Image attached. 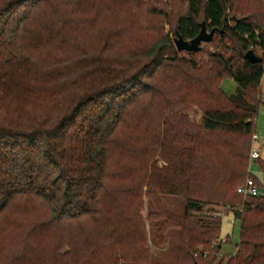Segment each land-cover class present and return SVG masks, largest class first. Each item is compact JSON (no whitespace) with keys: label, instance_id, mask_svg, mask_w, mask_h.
Masks as SVG:
<instances>
[{"label":"trees","instance_id":"16d2710c","mask_svg":"<svg viewBox=\"0 0 264 264\" xmlns=\"http://www.w3.org/2000/svg\"><path fill=\"white\" fill-rule=\"evenodd\" d=\"M203 23L211 42L178 52ZM263 76L264 0H0V264H152L147 221L160 247L179 231L174 264H264V196L237 193L264 189ZM222 208L241 223L229 257Z\"/></svg>","mask_w":264,"mask_h":264},{"label":"rangeland","instance_id":"374dc122","mask_svg":"<svg viewBox=\"0 0 264 264\" xmlns=\"http://www.w3.org/2000/svg\"><path fill=\"white\" fill-rule=\"evenodd\" d=\"M169 1L172 0H164V3L168 4ZM149 3H145L147 5ZM153 4V3H151ZM150 5V4H149ZM154 5L157 8H163L169 13L170 18H173L174 10L170 8L164 7L162 4L155 3ZM119 18V17H118ZM149 20L150 17L148 16ZM154 19V17H153ZM154 20H161L155 18ZM164 28L166 31H169L170 27L167 24V21L164 22ZM206 48V45H204ZM255 54L259 57H262V54L259 50L255 51ZM221 88L227 96H232L237 89L236 82L231 78H225L221 82ZM261 93L263 104L260 106L258 111V117L256 120V133L264 140V76L261 82ZM189 118L193 124H200L202 121V113L194 109L188 113ZM263 149L262 159L264 160V143L261 146ZM249 162V161H248ZM249 173L253 176L263 175V169L257 165L255 162L249 163ZM249 177V176H247ZM161 201L165 207V209L174 214V215H182L184 213V201L182 197L179 196H169V195H160ZM223 213V223H222V232L221 236L223 239V244L220 252V257H229L236 252V247L239 243L240 238V228L241 223L240 220H237L233 217L231 213L227 214V209H221ZM144 216L146 217L149 213L155 212V206L145 198L144 204ZM226 212V213H225ZM161 222H146L147 235H148V245L152 255V264H174L177 255L178 243H179V231L178 230H170L166 235L165 245L160 247L156 240V233L160 228Z\"/></svg>","mask_w":264,"mask_h":264},{"label":"water","instance_id":"95a60500","mask_svg":"<svg viewBox=\"0 0 264 264\" xmlns=\"http://www.w3.org/2000/svg\"><path fill=\"white\" fill-rule=\"evenodd\" d=\"M213 39V32L208 33L205 24H202L199 35L190 41H185L179 37L174 41L175 47L178 52H197L201 43H209ZM245 59L251 64H257L262 61L252 50L245 54Z\"/></svg>","mask_w":264,"mask_h":264},{"label":"built area","instance_id":"2783aa9c","mask_svg":"<svg viewBox=\"0 0 264 264\" xmlns=\"http://www.w3.org/2000/svg\"><path fill=\"white\" fill-rule=\"evenodd\" d=\"M262 150L260 147V137L255 133L252 137L249 163L261 158ZM237 193L244 197L264 196V189H261L253 177H247L244 184L237 189Z\"/></svg>","mask_w":264,"mask_h":264},{"label":"crops","instance_id":"0c3cea01","mask_svg":"<svg viewBox=\"0 0 264 264\" xmlns=\"http://www.w3.org/2000/svg\"><path fill=\"white\" fill-rule=\"evenodd\" d=\"M257 134V133H256ZM258 135V134H257ZM259 136V135H258ZM260 137V136H259ZM263 143H264V140L263 139H261V137H260V147L263 145ZM261 150H262V154H263V149H262V147H261ZM262 154H261V158H260V160H259V162H261V163H263V165H264V160L262 159ZM255 163L258 165L259 163H257L256 161H255ZM259 166L261 167V165L259 164ZM254 177H256L257 179H258V181H259V183H261L263 186H264V171H263V175H260V176H254ZM230 213V212H229ZM229 213H227V214H229Z\"/></svg>","mask_w":264,"mask_h":264}]
</instances>
